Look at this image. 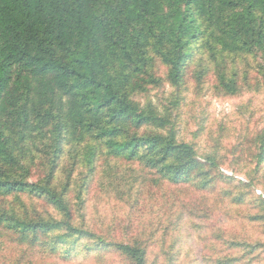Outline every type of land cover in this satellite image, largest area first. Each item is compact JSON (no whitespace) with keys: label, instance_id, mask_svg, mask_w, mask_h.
Listing matches in <instances>:
<instances>
[{"label":"trees","instance_id":"1","mask_svg":"<svg viewBox=\"0 0 264 264\" xmlns=\"http://www.w3.org/2000/svg\"><path fill=\"white\" fill-rule=\"evenodd\" d=\"M199 38L209 69L199 59L195 79L212 70L218 94L242 93L238 80L246 71L241 79L236 61H264V0H0V235L14 234L28 257L37 249L63 262L111 252L124 264H150L151 251L139 238L122 243L87 225L83 195L103 156L154 171L159 182L218 189L211 158L200 163L192 145L176 141L171 111L160 114L135 100L161 83L150 71L156 55L178 87L189 46ZM252 144L259 166L263 130ZM38 161L43 176L30 182ZM81 167L87 171L75 182ZM60 172L64 181L57 183ZM108 176L101 190H114ZM243 187L235 205L246 204L250 187L237 185ZM254 209L245 218L264 225V200Z\"/></svg>","mask_w":264,"mask_h":264},{"label":"rangeland","instance_id":"2","mask_svg":"<svg viewBox=\"0 0 264 264\" xmlns=\"http://www.w3.org/2000/svg\"><path fill=\"white\" fill-rule=\"evenodd\" d=\"M202 43L199 38L190 44L178 87L170 85L168 69L156 55L150 71L161 83L157 87L147 86V92L135 100L141 106L150 102L160 114L165 108L171 111L176 141L192 145L200 163H209L207 158H211V176L220 180L218 189L207 191L192 182H159L154 171L135 164L114 163L103 156L96 161L90 176L92 182L84 191L82 213L87 215L90 228L94 226L101 233L108 231L110 240L126 243L130 238H139L151 251L150 264H216L224 258L243 256L244 260L237 264H264V225L251 224L245 218L257 212V199L264 200V163L257 166L252 144L264 131V61L258 56L237 60L241 79L245 75L242 71H246V79L238 80L245 83L243 92L236 96L218 94L212 70L195 79V71H201L197 67L199 59L208 64ZM232 61V57L228 58L227 65ZM201 66L209 69L207 65ZM39 163L30 182L43 176ZM86 171L79 168L72 179L79 181ZM104 175H114L110 179L116 182L114 190H101L109 182ZM221 175L233 183L223 182ZM99 177L102 185L97 183ZM63 181L60 172L56 182ZM239 183L250 187L242 206L234 201L236 195L246 192L244 187L237 188ZM223 191L232 195L225 196ZM9 199L13 202V198ZM1 233L0 264H124L111 252L104 253L101 259L93 254L86 258L83 254L63 262L37 249L28 257L30 252L22 254L15 245L14 234ZM246 243L248 247L257 243L261 246L254 251L248 247L244 250ZM235 244L244 246L234 247Z\"/></svg>","mask_w":264,"mask_h":264}]
</instances>
